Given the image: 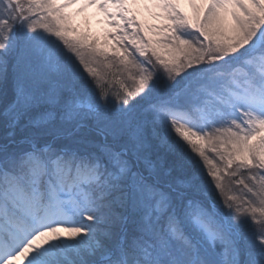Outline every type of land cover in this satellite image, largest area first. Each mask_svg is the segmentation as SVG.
<instances>
[{"label":"snow or ice","instance_id":"6c2138e0","mask_svg":"<svg viewBox=\"0 0 264 264\" xmlns=\"http://www.w3.org/2000/svg\"><path fill=\"white\" fill-rule=\"evenodd\" d=\"M130 2L0 0V264H264V0Z\"/></svg>","mask_w":264,"mask_h":264},{"label":"rangeland","instance_id":"374dc122","mask_svg":"<svg viewBox=\"0 0 264 264\" xmlns=\"http://www.w3.org/2000/svg\"><path fill=\"white\" fill-rule=\"evenodd\" d=\"M75 6H77V5H75ZM129 7L136 14L138 21L145 27V30L148 28L149 25H154V26H156V29H159V26L166 22L162 15H158V13H161L162 10L159 8H156L151 3H145V2H143V0H141V2H139V3H131L130 2ZM181 7H182L183 11L188 14L189 17L193 16L194 10H193L192 6L187 2V0H182ZM74 8H76V7H74ZM92 8H96V7H92ZM96 9L98 10L99 8H96ZM72 12L81 21L84 19L87 23L90 22V25H92L91 28H92L93 33L99 35L100 38H101V33H103V34L105 33V30H104L105 27L107 25H109L108 19H105L104 15L102 16L101 13L95 11L94 9L93 10L88 9L86 11L88 14L85 12L87 15H85V14L83 15L81 13L83 17L80 15V13L78 11L73 10ZM82 33H87L89 39H95L97 41L99 40V37L94 36L91 33V31H88V32L83 31ZM79 34H81V31H79ZM149 35H151L153 37V39L156 38V33H150ZM104 42L102 41L103 47L109 46V43L105 44ZM162 54L166 58L170 57V53H168L166 51L162 52ZM208 154H210V151Z\"/></svg>","mask_w":264,"mask_h":264},{"label":"trees","instance_id":"16d2710c","mask_svg":"<svg viewBox=\"0 0 264 264\" xmlns=\"http://www.w3.org/2000/svg\"><path fill=\"white\" fill-rule=\"evenodd\" d=\"M113 72V71H112Z\"/></svg>","mask_w":264,"mask_h":264}]
</instances>
